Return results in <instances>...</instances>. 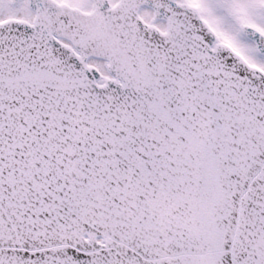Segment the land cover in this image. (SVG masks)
<instances>
[{"label":"snow or ice","instance_id":"1","mask_svg":"<svg viewBox=\"0 0 264 264\" xmlns=\"http://www.w3.org/2000/svg\"><path fill=\"white\" fill-rule=\"evenodd\" d=\"M0 264H264V0H0Z\"/></svg>","mask_w":264,"mask_h":264}]
</instances>
